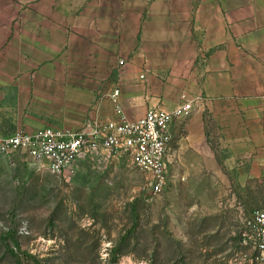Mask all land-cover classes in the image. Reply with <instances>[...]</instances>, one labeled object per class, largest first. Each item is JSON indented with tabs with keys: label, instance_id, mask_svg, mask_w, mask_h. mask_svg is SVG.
Returning a JSON list of instances; mask_svg holds the SVG:
<instances>
[{
	"label": "crops",
	"instance_id": "1",
	"mask_svg": "<svg viewBox=\"0 0 264 264\" xmlns=\"http://www.w3.org/2000/svg\"><path fill=\"white\" fill-rule=\"evenodd\" d=\"M114 88L129 119L191 105L168 172L264 179V0H0V140L112 120Z\"/></svg>",
	"mask_w": 264,
	"mask_h": 264
},
{
	"label": "rangeland",
	"instance_id": "2",
	"mask_svg": "<svg viewBox=\"0 0 264 264\" xmlns=\"http://www.w3.org/2000/svg\"><path fill=\"white\" fill-rule=\"evenodd\" d=\"M149 181L120 151L87 154L67 179L0 153V264H256L242 234L264 210V179L240 187L182 166L160 194Z\"/></svg>",
	"mask_w": 264,
	"mask_h": 264
},
{
	"label": "built area",
	"instance_id": "3",
	"mask_svg": "<svg viewBox=\"0 0 264 264\" xmlns=\"http://www.w3.org/2000/svg\"><path fill=\"white\" fill-rule=\"evenodd\" d=\"M205 61L206 56L201 54L199 63ZM119 96V88L108 95L114 112L112 120L100 118L98 105H94L91 117L79 130L17 131L0 140V153L21 154L31 164L43 165L52 175L67 179L75 175L77 162L89 153L124 152L132 165L150 178L153 193L160 194L169 174L166 157L171 150L172 125L190 113L191 105L187 103L170 112L150 109L141 117L129 119ZM246 226L249 232L242 234L244 241L259 253L256 264H264V210L253 212Z\"/></svg>",
	"mask_w": 264,
	"mask_h": 264
}]
</instances>
